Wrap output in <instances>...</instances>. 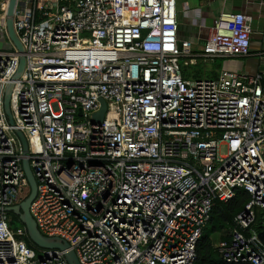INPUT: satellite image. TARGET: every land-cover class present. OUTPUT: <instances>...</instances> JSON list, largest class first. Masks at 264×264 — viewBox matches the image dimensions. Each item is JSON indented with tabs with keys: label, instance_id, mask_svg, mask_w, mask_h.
Masks as SVG:
<instances>
[{
	"label": "built area",
	"instance_id": "built-area-1",
	"mask_svg": "<svg viewBox=\"0 0 264 264\" xmlns=\"http://www.w3.org/2000/svg\"><path fill=\"white\" fill-rule=\"evenodd\" d=\"M9 3H0L7 36ZM178 3L16 1L24 52L10 39L13 50L0 51V264H68L63 251L28 244L24 225L11 228L4 209L29 187L15 130L26 136L38 185L31 215L80 264H196L216 201L237 190L250 200L215 248L227 264H264L253 227L264 211V69H222L204 80L181 72L182 60L263 59L264 38L254 54V13L223 11L196 57L181 36ZM10 84V110L16 97L21 119L13 126L4 106ZM102 100L104 120L94 122Z\"/></svg>",
	"mask_w": 264,
	"mask_h": 264
},
{
	"label": "rangeland",
	"instance_id": "rangeland-1",
	"mask_svg": "<svg viewBox=\"0 0 264 264\" xmlns=\"http://www.w3.org/2000/svg\"><path fill=\"white\" fill-rule=\"evenodd\" d=\"M3 0H0V3ZM234 2L241 3L244 0H232ZM260 0H250L247 4L250 13L254 12L253 28L259 32L253 37L254 42L252 44V50L254 54H257L261 50V41L264 38V9L259 5ZM179 21L181 36L185 40H190L194 43V52L196 57L201 55L203 51V40L206 36V29L213 25L214 20L223 11L236 12L231 7V0H179ZM13 45L11 44L8 36L0 32V51H12ZM181 61V72L184 76L189 75V79H209L212 74L219 69H229L240 74L253 75L259 71V67L264 69V58L261 59L258 56H254L252 60L245 58H230V59H218L214 62L205 61L203 58H197V65L185 66ZM255 63H258L256 65ZM260 65V66H259ZM195 77V78H194ZM17 99L14 97L11 103L12 115L16 123H20L21 119L16 107ZM222 154H225V148L221 150ZM30 194V187H27L22 193L21 198L25 199ZM11 218H13L11 216ZM13 220V219H12ZM21 223L14 221L11 224L13 230L19 229ZM210 228V226L208 227ZM212 237L214 243H219L221 239L228 235L229 230L226 228L220 230L217 233L208 231ZM37 258L41 256L40 251L35 248Z\"/></svg>",
	"mask_w": 264,
	"mask_h": 264
},
{
	"label": "water",
	"instance_id": "water-1",
	"mask_svg": "<svg viewBox=\"0 0 264 264\" xmlns=\"http://www.w3.org/2000/svg\"><path fill=\"white\" fill-rule=\"evenodd\" d=\"M16 1L17 0H10V3H9L8 15H7V29H8L9 39L12 41L15 47L21 53H23L24 52L23 47L20 41L18 40L15 34V30H14V12H15V7H16ZM24 66H25V58L21 57L20 68L15 76V79L20 77L24 69ZM12 90H13V84H10L7 88L4 106H5V113L7 115L8 121L10 125L13 126L14 120H13L12 113L10 110V96H11ZM106 109H107L106 103L104 100H102V109L99 113L93 116L94 122H98V123L103 122ZM15 133L18 136L21 142V145H22V155L24 156L23 167H24V170H25L28 182H29L30 194L19 205L11 207V208H6L4 210L7 213H10V214H13L19 217L20 221L24 224V226L27 229L28 237H29V240L32 242V244H34L40 249H46V250L57 249V250L63 251L65 259L68 262V264H80L75 251L71 249L70 245L66 241L60 238H49V237L44 236L38 229L37 223L31 215L30 209H31L32 203L37 197L38 185H37L36 178L32 172V169L30 167L29 159L27 157L29 153V146H28V141L26 139V136L24 135L22 131H19V130H15ZM0 211H1V208H0ZM259 236L264 244V230H262L259 233Z\"/></svg>",
	"mask_w": 264,
	"mask_h": 264
},
{
	"label": "trees",
	"instance_id": "trees-1",
	"mask_svg": "<svg viewBox=\"0 0 264 264\" xmlns=\"http://www.w3.org/2000/svg\"><path fill=\"white\" fill-rule=\"evenodd\" d=\"M222 70V69H219ZM217 74L214 72L212 77H216ZM29 196V195H28ZM27 198V197H26ZM25 198V199H26ZM24 199V200H25ZM250 196L244 190H237L236 196L228 202L217 200L214 209L211 214V220L209 221L206 229L204 230L203 236L199 241L197 247L198 259L196 264H227L219 255L215 248V243L208 231L217 233L220 230L228 229L233 225L236 216L244 209L245 205L249 202ZM14 221H18L23 226L24 224L20 221L19 217L11 214ZM12 220V222H13ZM210 226V228H208ZM254 229L258 232L264 230V211L258 210ZM221 240H227V236ZM28 244L32 242L28 239ZM249 264V263H240Z\"/></svg>",
	"mask_w": 264,
	"mask_h": 264
},
{
	"label": "crops",
	"instance_id": "crops-1",
	"mask_svg": "<svg viewBox=\"0 0 264 264\" xmlns=\"http://www.w3.org/2000/svg\"><path fill=\"white\" fill-rule=\"evenodd\" d=\"M231 7L233 8L234 11L236 12H250V10H248L247 5H245V1L238 3V2H234L231 0ZM255 12V11H254ZM253 12V13H254ZM248 60H252V58L248 59ZM256 65H258V63H255ZM260 66V65H259ZM229 70V69H228ZM262 70L261 67H259V71L260 72ZM221 70H217L216 74H218V72ZM232 71V70H231Z\"/></svg>",
	"mask_w": 264,
	"mask_h": 264
}]
</instances>
